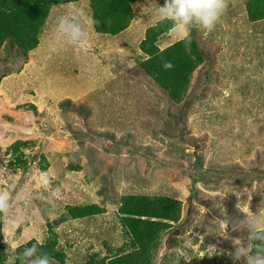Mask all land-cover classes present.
Segmentation results:
<instances>
[{
  "label": "rangeland",
  "instance_id": "374dc122",
  "mask_svg": "<svg viewBox=\"0 0 264 264\" xmlns=\"http://www.w3.org/2000/svg\"><path fill=\"white\" fill-rule=\"evenodd\" d=\"M245 1L225 0L226 7L221 17H227V23L222 30H226L227 26H236L233 18L241 13L237 5ZM87 4L88 1L81 0L77 7L70 6V13L59 14L60 10L54 12L56 14L53 28L58 17L72 15L81 23L83 29L88 28L89 36L97 41L94 47L85 43V54L81 51L76 53L77 57L84 55L83 58L80 56L78 64H75L73 72L76 76L63 72V67L52 63L53 51L56 48L50 46L49 40L43 42L42 52L30 55V61L23 68L22 63L14 67L13 70H17L14 75L5 76L3 65L0 66V188L10 193L12 202L5 213L3 227L8 232L9 242L17 244L15 251L32 239L42 243L45 237L49 236V222L56 218V212L61 206L100 204L103 199L99 194L103 190L102 184L104 187L106 184L107 187L114 184L109 193L104 191L110 198L137 193L170 197L177 195L184 208L191 198L194 209L193 212L188 210V215L195 213L198 219L201 216L196 212L209 210L217 202H223L222 197L235 205L233 213L231 212L235 220L241 214L238 207L241 212L249 214V209L253 212L252 207L259 210L264 202V152L253 153L247 156L246 160L242 155H234L231 148L225 151L223 140L220 139H227L228 143L234 140L239 126L237 123L246 129L251 125L256 126L257 122L249 119V116L257 112L246 110L245 104L257 97L260 102L264 101V90L258 89L264 85V55L262 59H258L261 60L259 66L253 63L256 58L254 54L264 47L255 48L261 44H252L254 48L249 47L250 50L247 51V56L254 53L247 57L253 58L251 64H246V70L235 71L234 67L242 68V61L245 59L242 40H234L230 33H221V17L211 31L206 32L193 25L200 45L206 52V61L204 68L202 66L201 71L193 77L189 94L191 106L185 107L183 104L182 108H164L162 105L161 108L158 104V112L147 113L149 128L139 126V129L145 132L143 143H146V148L151 143L160 151H141L138 149L142 144L137 140V126L134 128L135 124L131 121H137V118L131 114L121 117L122 107L115 103L120 99L118 95L125 92L121 87L128 88V85L134 84L137 88V79L141 77H137V66H133L135 62L132 63V60L141 54L138 46L144 39L146 29L162 20L157 9L164 6L165 0H140L134 6L135 19L131 29L126 34L119 35L113 44L112 40L105 43L108 39L104 40L105 37L96 34L92 26H87V23H90L85 13ZM189 34L190 30L185 35L172 31L160 39L159 46L164 48L177 39L187 38ZM218 43L222 45L215 51V45ZM61 45L62 48H59L60 45L58 47L61 51L63 48L68 50L75 46L70 42ZM124 46V53L115 49ZM85 55L93 56L103 67L99 69L96 61L93 68L83 70L80 62L87 59ZM30 63L34 73L27 75ZM40 69L46 71L43 78H40ZM154 93L153 90V95ZM156 93L161 94L159 91ZM234 99L245 101L244 110L240 114L230 112L229 108H233L230 100ZM66 101H71L70 107L62 105ZM90 103L93 110L79 111L81 118L70 113ZM250 104L251 102L248 103ZM30 106L37 109L36 114H33ZM65 113L68 115L65 116ZM126 118L130 120V125L125 122ZM47 120L53 123L56 136H45L42 132L41 124ZM178 133L196 138L189 140L195 146L186 139L180 146L176 139ZM245 134H248V130ZM20 142L27 143L28 146L21 149L24 159L17 161V158L13 157L11 147ZM180 148L185 150L186 160L180 162L177 158H167L170 150L174 154ZM238 148L241 151L237 153H242L243 148ZM89 149L109 157L113 156L109 152L114 149L120 152L115 157L117 162L102 158L111 164L110 173L102 183L96 178V171L91 168H87L86 172L83 170L85 164L80 166L79 172L66 170L70 161L75 159L71 154L81 153V159L85 160ZM194 151L196 159L191 156ZM186 155L190 160H195V163H190ZM10 161L14 165H11ZM137 161L138 170L137 166L135 167ZM167 163L171 164L168 168ZM44 167L47 169L44 170ZM45 172L48 173L49 184L46 188L38 187L40 174ZM106 206L109 209L107 212L113 213L111 209L114 205L107 200ZM108 216L110 217V214ZM102 218H84L68 225L62 224L55 229L60 247L70 258L69 264L85 263L86 250L91 245L97 248L102 238L116 235L114 223L106 220L108 217ZM192 236L193 229L188 226H185L183 231L180 230L178 238H182V247L177 248L179 257L189 247L199 250V245H192ZM2 241L5 243L4 251L12 255L4 236ZM162 250L163 248L159 254L161 258L166 257L169 252L162 256ZM189 259L187 258V261ZM174 261L176 263L180 260L176 258ZM160 263H163L162 260ZM243 264H246V261Z\"/></svg>",
  "mask_w": 264,
  "mask_h": 264
},
{
  "label": "trees",
  "instance_id": "16d2710c",
  "mask_svg": "<svg viewBox=\"0 0 264 264\" xmlns=\"http://www.w3.org/2000/svg\"><path fill=\"white\" fill-rule=\"evenodd\" d=\"M80 1L0 0V66L3 65L2 70L4 71V75H14L17 70L14 71L13 68L18 66L19 63H22L23 68L30 61V55L32 54L31 56H34L36 52H42L43 42L49 40L50 46L56 48L53 51L52 63L55 62L57 67H63V72L72 73L76 76V73L73 72L75 64H78L80 56L82 58L84 57L82 54L77 57L76 53L81 51L85 54V43L90 47H94L97 41H94L89 36L88 28L85 27L84 44L75 45L73 46L74 49L72 47L68 50L63 48L61 51L59 49L62 48L61 44L68 41L59 32L57 24H55L54 28L52 26L56 14H54L55 11L60 10L59 14L63 12L70 13L72 11L69 10L70 6L76 5L77 7ZM83 1H88L86 5L87 11L85 13L89 17L90 23H87V26H92L93 31L105 37L104 40H106L109 37H114L125 32L131 26V23L135 19L134 6L140 0ZM237 6L241 13L233 18L236 26L234 28L227 26L226 30L221 31L222 34H232L234 40H242L241 46L245 49L246 54L243 55L245 59L244 62L242 61V68L234 67L235 71L246 70V64H251L253 58L247 57L249 55L252 56L254 53L247 56V51L250 50L249 47L254 48L253 46L255 44H261L255 46V48L264 47V0H246ZM189 30L190 34L187 38L177 39L173 44L161 48L159 46L160 39L173 31L171 22L162 19L147 28L144 33V39L138 46L141 54H138L132 60V63L135 62L133 66H137L139 73L137 77H141V79H137V88L134 84L128 85V88L124 86L120 88L124 89L125 92L122 95H118L120 99L115 104L122 107V111L120 112L121 117H127V115L131 114L137 118V121L136 119H131V121L135 124L134 128L137 126V140H140L142 144H139L140 147L138 149L141 151L151 150L156 152L159 150V148H155L151 143L146 148V145H144L146 143H143L145 132L141 131L139 126L144 129L149 128V123L146 120L147 113L158 112L159 110L156 108L158 104L161 105V108L162 105L164 108L167 106L182 108L183 104L185 107L191 106V96L189 94L192 89V80L201 71V67L203 66L204 68L206 52L200 45L196 29L191 26ZM260 37L261 39H259ZM252 44L254 45L251 46ZM221 45V43L216 44L215 51ZM263 52L264 49L254 54L256 58H254L253 63L258 66L261 64V60L258 61V59H262ZM257 55L259 56L257 57ZM86 57L87 59L85 61L80 62V66L83 70L88 71L93 68L97 60L93 56ZM98 62L96 65L101 69L103 65L101 62L98 64ZM165 62H170L172 67L165 69L163 67ZM29 66H31V63ZM37 66L39 67L38 63ZM20 70L21 68L18 69L19 72ZM30 72L34 73L32 66L27 69L26 74L28 75ZM45 72V70L40 69V78H43ZM85 79H87V76ZM258 89L264 90V85ZM153 90L155 93L159 91L161 94L154 93L153 95ZM250 102L251 104L248 105ZM230 103H233V108H229L231 114L233 112L239 114L243 112L245 101L234 99L230 100ZM248 103L245 104L246 110L249 109L252 112H257V114L249 116V119L257 122L256 126L251 125L246 129L245 126L237 123L239 126L236 131V136L233 138L234 140L228 143L227 139H220L223 140L225 151L231 148L234 155H242L246 160L248 159L247 156H251L253 153L258 154L260 151L264 152V124H260V122H264V101L260 102L257 97L250 99ZM71 104V101H66L62 105L70 107ZM30 109L33 110V114L37 113L35 107L30 106ZM84 110L92 111V103L81 106L80 109L73 110L70 113L80 117L79 111L82 112ZM66 115L68 114L65 113ZM66 121L68 122L67 119ZM125 122H128L127 125H130L128 118H126ZM62 128L63 130L66 129L64 126ZM41 130L45 136L51 137L53 134V136H56L53 123L48 120L41 124ZM247 130L248 134L246 135L245 132ZM191 138L196 139L190 136H182L179 133L176 136L180 146L185 143V139L189 141ZM189 143L195 146L192 141H189ZM19 144L21 148L18 147ZM27 146V143L20 142L11 147L13 157L17 158V161L20 158L22 160L24 159V153L21 149ZM238 147L243 148L242 153H237L241 151ZM88 151L89 153H86L85 160L81 159V153L71 154L75 159L70 161L66 170L69 172H79L80 166L85 164L83 170L86 172L87 168H91L94 172L96 171V178H99V182L102 183V180L108 176L107 174L111 170V164L102 158L117 162L118 159L115 157L120 152L118 149H114L109 152L114 157H109L106 154H99L95 150L89 149ZM172 153V150H170L168 159L175 160L177 158L176 160L180 162L186 160L184 155L185 150L183 148L177 149L174 154ZM191 154L196 159V152L194 151ZM186 157L190 160L188 155ZM35 158L37 159L38 157L36 156ZM190 163L194 164L195 160H190ZM11 165L14 164L11 163ZM138 165L139 161L135 165V167L137 166V170ZM167 165L166 168L171 166L169 163ZM155 166L157 167V165ZM46 169L47 167H44V170ZM86 178L89 180V175ZM119 180L122 181V178ZM113 185L111 184L110 187L109 185L107 187L106 184L104 187L102 184L103 190L99 194L103 199L100 200V204H78L72 207L61 206V209L56 212V218L51 223L49 222V236L45 237L42 243L32 239L16 252L18 253L24 247H31L33 244H36L41 252L49 254L52 258V264H69L70 258L67 252L60 247L58 234L55 233V229L62 224L68 225L72 221H79L84 218L93 219L94 217L103 219L102 217L104 216L108 217L106 220L113 222L116 226V235L113 234L109 238H102L97 248L91 245L86 250L87 260L83 264H233V260L229 255V253H234L235 251L233 241L235 239H242L246 242V237L248 236L246 230H232L233 225L237 221L246 218L245 213L241 212L237 206L241 214L235 220L231 215L233 208L235 209V205L225 200V197H222L223 202H217L209 210L196 212L201 216L198 219L194 215L195 213H191L190 216L188 215V210L193 212L194 209L191 198H189V203L186 208H184L177 195L170 197L160 194L137 193L110 198L104 191L109 193ZM0 191H2V187ZM107 200L110 204L114 205L111 209L113 213L107 212L109 211L106 206ZM11 203L10 201V205ZM252 209L253 212H258L256 207H252ZM108 214H110V217ZM4 218L5 213H0V264H5L7 256H11L4 251L5 243L2 241L4 236L2 231ZM214 221H227L229 234L226 236L220 235L218 226L213 223ZM185 226L193 229L191 242L192 245H199V250L189 247L179 257L177 248L182 247V238H172L169 241L168 255L161 258L159 254L167 236L178 229L183 231ZM101 232L103 233L104 231ZM209 248H215L216 250ZM5 250L7 251L6 247ZM176 258L180 261L174 263ZM187 258H190L189 261H187ZM161 260L163 263H160ZM243 262L244 260H241L236 262V264H243Z\"/></svg>",
  "mask_w": 264,
  "mask_h": 264
},
{
  "label": "clouds",
  "instance_id": "9594fccd",
  "mask_svg": "<svg viewBox=\"0 0 264 264\" xmlns=\"http://www.w3.org/2000/svg\"><path fill=\"white\" fill-rule=\"evenodd\" d=\"M225 7V0H165L164 6H159L157 13L161 19L171 22L173 31L180 35H185L193 25L199 26L206 32L211 31L219 21ZM222 17L221 31L222 27L227 23L225 22L227 17ZM131 26L121 34H126L131 29ZM57 28L68 42L74 45H83L85 42L84 29L74 16L66 14L58 17ZM119 35L109 37L105 43L112 40L111 44H113L119 38ZM124 48L125 46L115 49L119 53H124ZM163 67L170 69L172 64L165 62ZM48 184V173H41L37 186L46 188ZM9 208L10 193L8 191H0V213H7ZM249 212L250 214L243 212L246 214V218L237 221L232 228L233 231L246 230L248 232L246 242L242 239L233 241L235 251L234 253H229L233 264L241 260L246 261V264H264V202H262L257 213H253L250 209ZM213 223L218 226L220 235H227L229 227L227 221H214ZM2 231L5 241L10 247L9 253H13V255L7 256L5 264H52V258L49 254L41 252L36 244L31 247H24L22 251L17 253L15 251L17 244L9 242V235L5 227H3Z\"/></svg>",
  "mask_w": 264,
  "mask_h": 264
},
{
  "label": "water",
  "instance_id": "95a60500",
  "mask_svg": "<svg viewBox=\"0 0 264 264\" xmlns=\"http://www.w3.org/2000/svg\"><path fill=\"white\" fill-rule=\"evenodd\" d=\"M180 235V230H175L173 231L172 233H170L167 238L165 239L164 241V248L161 252V255L164 256L165 253L168 251V248H169V241L172 239V238H178Z\"/></svg>",
  "mask_w": 264,
  "mask_h": 264
}]
</instances>
